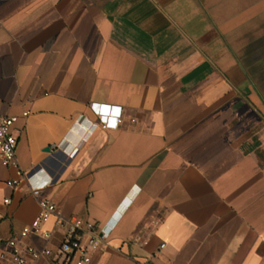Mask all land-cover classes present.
I'll list each match as a JSON object with an SVG mask.
<instances>
[{
    "label": "crops",
    "instance_id": "crops-1",
    "mask_svg": "<svg viewBox=\"0 0 264 264\" xmlns=\"http://www.w3.org/2000/svg\"><path fill=\"white\" fill-rule=\"evenodd\" d=\"M262 49L264 0H0V117L29 176L12 190L0 162V254L49 180L104 237L89 264H264ZM93 103L121 108L116 129ZM42 229L33 264H58L66 226Z\"/></svg>",
    "mask_w": 264,
    "mask_h": 264
},
{
    "label": "built area",
    "instance_id": "built-area-1",
    "mask_svg": "<svg viewBox=\"0 0 264 264\" xmlns=\"http://www.w3.org/2000/svg\"><path fill=\"white\" fill-rule=\"evenodd\" d=\"M90 110L103 129L117 128L121 119L120 107L93 103L90 105ZM28 115L25 112L22 117L27 118ZM16 122V116L0 117V162L3 166L16 171L17 180L6 182V186L12 190H16L22 180L29 179L27 173L19 168L15 156L17 139L12 134V127ZM56 148V146L50 147L51 150ZM49 184V180H44L30 186V193L38 203L39 213L34 220L21 228L16 237L3 242L6 252L0 254V258L5 259L7 264H33L40 259L53 256V252L47 247L37 249L31 244L24 243V240L30 236L49 239L51 233L43 230L42 227L51 217L56 219V224L66 226V232L55 254L58 264H89L88 250L100 251L104 237L98 229L92 223L77 217L63 218L56 206L43 195ZM9 202V200L3 201L4 204Z\"/></svg>",
    "mask_w": 264,
    "mask_h": 264
},
{
    "label": "flooded vegetation",
    "instance_id": "flooded-vegetation-1",
    "mask_svg": "<svg viewBox=\"0 0 264 264\" xmlns=\"http://www.w3.org/2000/svg\"><path fill=\"white\" fill-rule=\"evenodd\" d=\"M249 37L252 38V36H249ZM262 57H264V49H262L261 51L251 52L248 56V62L249 64H253L259 59H261Z\"/></svg>",
    "mask_w": 264,
    "mask_h": 264
},
{
    "label": "water",
    "instance_id": "water-1",
    "mask_svg": "<svg viewBox=\"0 0 264 264\" xmlns=\"http://www.w3.org/2000/svg\"><path fill=\"white\" fill-rule=\"evenodd\" d=\"M105 108H107V107H105ZM50 151H51L50 147H47V148L45 149V152H47V153H50Z\"/></svg>",
    "mask_w": 264,
    "mask_h": 264
}]
</instances>
